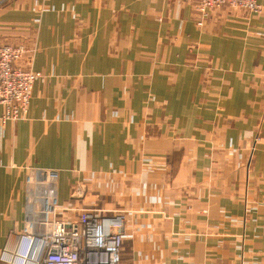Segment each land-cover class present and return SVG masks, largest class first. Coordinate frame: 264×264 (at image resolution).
<instances>
[{"label": "crops", "instance_id": "crops-1", "mask_svg": "<svg viewBox=\"0 0 264 264\" xmlns=\"http://www.w3.org/2000/svg\"><path fill=\"white\" fill-rule=\"evenodd\" d=\"M7 1V0H6ZM8 0L0 45L40 75L0 108V254L31 213L124 221L122 264H264V0Z\"/></svg>", "mask_w": 264, "mask_h": 264}, {"label": "built area", "instance_id": "built-area-1", "mask_svg": "<svg viewBox=\"0 0 264 264\" xmlns=\"http://www.w3.org/2000/svg\"><path fill=\"white\" fill-rule=\"evenodd\" d=\"M193 1L199 24L213 10L258 12L257 0ZM6 0H0V6ZM28 50L23 45H0V108L2 122L17 121L28 111L35 82L40 75L20 64ZM35 212L19 235L16 246L4 248L0 264H122L124 221L99 208L77 209L71 205ZM38 218V217H37Z\"/></svg>", "mask_w": 264, "mask_h": 264}, {"label": "rangeland", "instance_id": "rangeland-1", "mask_svg": "<svg viewBox=\"0 0 264 264\" xmlns=\"http://www.w3.org/2000/svg\"><path fill=\"white\" fill-rule=\"evenodd\" d=\"M12 1V0H11ZM8 2V0L5 2V3H7ZM66 207V206H65Z\"/></svg>", "mask_w": 264, "mask_h": 264}]
</instances>
